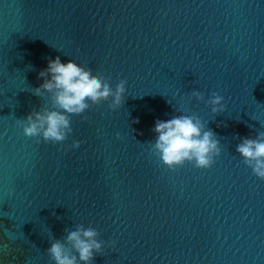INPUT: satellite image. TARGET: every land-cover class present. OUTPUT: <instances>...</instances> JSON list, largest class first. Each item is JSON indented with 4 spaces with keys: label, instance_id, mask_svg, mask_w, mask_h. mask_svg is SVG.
<instances>
[{
    "label": "water",
    "instance_id": "obj_1",
    "mask_svg": "<svg viewBox=\"0 0 264 264\" xmlns=\"http://www.w3.org/2000/svg\"><path fill=\"white\" fill-rule=\"evenodd\" d=\"M56 56L127 91L52 143L20 120L52 106L34 89ZM182 113L219 139L212 167L155 154V121ZM262 132L264 0H0V264H53L80 224L104 242L92 264H264V179L236 151Z\"/></svg>",
    "mask_w": 264,
    "mask_h": 264
},
{
    "label": "clouds",
    "instance_id": "obj_2",
    "mask_svg": "<svg viewBox=\"0 0 264 264\" xmlns=\"http://www.w3.org/2000/svg\"><path fill=\"white\" fill-rule=\"evenodd\" d=\"M38 75L43 82L34 92L39 96L50 94L52 106L34 110L20 123L26 136L42 137L52 143L67 141L73 132L71 118L85 117L92 105L111 101L109 108L112 111L120 109L127 91L126 80H120L114 89L103 76L97 77L73 59L62 61L60 56L49 58L47 67ZM193 96L204 99L199 91H194ZM207 103L214 115L226 110L224 97L217 92L212 93ZM153 131L156 133L153 150L170 169L186 162L207 169L212 167L215 157L221 155L216 134L206 130L205 121L196 115L182 113L167 120L157 119ZM81 148L79 142L72 145L74 151ZM236 151L253 173L264 179V132L255 138L244 137ZM99 236L95 228L78 225L68 232L67 244L53 243L48 250L53 264H92L95 254L104 251V242Z\"/></svg>",
    "mask_w": 264,
    "mask_h": 264
},
{
    "label": "snow or ice",
    "instance_id": "obj_3",
    "mask_svg": "<svg viewBox=\"0 0 264 264\" xmlns=\"http://www.w3.org/2000/svg\"><path fill=\"white\" fill-rule=\"evenodd\" d=\"M172 170H175V169H172Z\"/></svg>",
    "mask_w": 264,
    "mask_h": 264
}]
</instances>
